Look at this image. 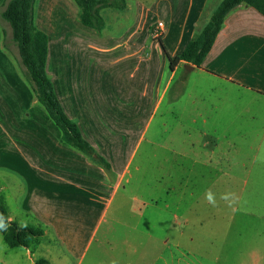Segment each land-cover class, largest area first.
Segmentation results:
<instances>
[{"label": "rangeland", "instance_id": "374dc122", "mask_svg": "<svg viewBox=\"0 0 264 264\" xmlns=\"http://www.w3.org/2000/svg\"><path fill=\"white\" fill-rule=\"evenodd\" d=\"M128 1L151 7L158 0ZM40 12L44 25L36 18ZM78 18L72 0L37 1L35 23L48 32L53 54L58 36L70 32L87 38L75 30ZM86 44H80V53L87 52ZM185 71L178 70L148 140L140 144L104 217L96 221L95 213L78 226L75 201H60L59 227L77 232L68 248L56 240L51 226L25 218L24 223L49 232L38 239L40 246L30 245L35 259L47 264H264V95L221 86L196 70L182 81ZM47 121L0 17V151L9 144L33 151L46 144L54 148L46 140ZM209 192L215 206L206 199ZM233 194L229 206L222 197ZM14 205L10 194L6 207L13 212ZM95 221L99 227L91 245ZM6 247L0 234V257Z\"/></svg>", "mask_w": 264, "mask_h": 264}, {"label": "crops", "instance_id": "0c3cea01", "mask_svg": "<svg viewBox=\"0 0 264 264\" xmlns=\"http://www.w3.org/2000/svg\"><path fill=\"white\" fill-rule=\"evenodd\" d=\"M221 1L158 0L146 7L125 0L122 9L102 10L100 31L79 23L75 30L84 31L86 39L70 32L67 37L58 36L56 54L48 32L35 23L48 38L45 71L63 113L109 169L63 142L60 129L48 116L53 125L47 121L46 140L54 148L46 144L33 151L9 144L0 151V202L10 222L33 227L30 222L24 223L31 216L33 221L51 226L56 240L68 248L77 232H65L59 227L55 216L62 214L60 201H75L78 226L84 219L92 220L95 213L96 221L104 217L130 172L140 144L148 140L147 131L159 115L180 68L186 70L182 81L186 73L196 70L221 86L264 95V16L251 7L240 5L226 16L201 67L183 61L170 66L169 59L179 56L188 42L199 35ZM36 18L39 25H44V14L40 12ZM156 22L162 23L158 37L154 36ZM64 27L68 29L69 25ZM82 42L87 43L85 53L79 52ZM213 108L218 110L220 106ZM201 111L203 116V108ZM208 121L202 120L203 124ZM10 189L15 192L8 193ZM10 194L15 198L13 212L6 207ZM97 207L102 210L97 211ZM96 221L91 228V245L98 232ZM39 229L43 232L41 237L49 233ZM39 244L37 240L35 246ZM6 249L0 264H17L13 260L19 264H47L35 259L29 248ZM14 253L15 258L11 256Z\"/></svg>", "mask_w": 264, "mask_h": 264}, {"label": "trees", "instance_id": "16d2710c", "mask_svg": "<svg viewBox=\"0 0 264 264\" xmlns=\"http://www.w3.org/2000/svg\"><path fill=\"white\" fill-rule=\"evenodd\" d=\"M37 1L5 0L4 8L0 13L1 20L9 29L10 39L17 49L21 65L33 85V91L38 102L60 129L63 142L92 159L98 166L108 168L109 165L83 139L78 127L63 113L53 86L46 75L48 38L35 24ZM72 1L78 8L80 23L97 31H100L103 26L102 10L122 9L125 6V0ZM240 5L251 7L264 16V0H222L199 35L188 42L179 56L169 59L170 66L174 67L183 61L187 65L201 67L223 26L226 16ZM2 33L5 37L6 30L4 28H2ZM0 220L6 226L0 227V233L4 244L9 248H29L30 245L36 244L43 235L39 228L20 227L16 223L10 222L7 211L1 202Z\"/></svg>", "mask_w": 264, "mask_h": 264}, {"label": "clouds", "instance_id": "9594fccd", "mask_svg": "<svg viewBox=\"0 0 264 264\" xmlns=\"http://www.w3.org/2000/svg\"><path fill=\"white\" fill-rule=\"evenodd\" d=\"M206 199H207L208 202H209L210 204H212L213 206L216 205L215 198H214V196L211 194V192H209V193L207 194ZM222 199L228 201L229 206H231V204L234 203V201H235V196H234V194H233L231 199L229 198V196H224V197H222ZM0 227H6V226L3 224V221H2V220H0Z\"/></svg>", "mask_w": 264, "mask_h": 264}, {"label": "built area", "instance_id": "2783aa9c", "mask_svg": "<svg viewBox=\"0 0 264 264\" xmlns=\"http://www.w3.org/2000/svg\"><path fill=\"white\" fill-rule=\"evenodd\" d=\"M161 31H162V23L158 22V23H157V26H156V28H155V30H154V36H155V37L160 36Z\"/></svg>", "mask_w": 264, "mask_h": 264}, {"label": "water", "instance_id": "95a60500", "mask_svg": "<svg viewBox=\"0 0 264 264\" xmlns=\"http://www.w3.org/2000/svg\"><path fill=\"white\" fill-rule=\"evenodd\" d=\"M186 68L189 70L193 69V67H191V66H186Z\"/></svg>", "mask_w": 264, "mask_h": 264}]
</instances>
